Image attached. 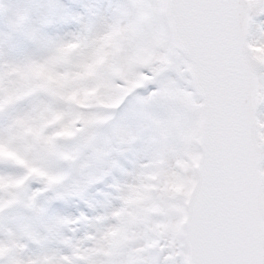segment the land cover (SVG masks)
<instances>
[{"label":"snow or ice","instance_id":"snow-or-ice-1","mask_svg":"<svg viewBox=\"0 0 264 264\" xmlns=\"http://www.w3.org/2000/svg\"><path fill=\"white\" fill-rule=\"evenodd\" d=\"M0 264H264V0L0 4Z\"/></svg>","mask_w":264,"mask_h":264},{"label":"rangeland","instance_id":"rangeland-1","mask_svg":"<svg viewBox=\"0 0 264 264\" xmlns=\"http://www.w3.org/2000/svg\"><path fill=\"white\" fill-rule=\"evenodd\" d=\"M7 0H0V4H5ZM60 2L68 5H72V7L78 11L83 12L85 5H97L101 11V13L107 14L110 13L112 10L115 9L117 5L123 2V0H60ZM76 28L75 25H63L56 29L55 31L63 33L68 31H74ZM103 61V57H100L97 61V63H101ZM91 70H94V66ZM155 87H157L156 84H150L146 88H142L139 90L140 95H148ZM94 89L88 90L87 95L91 96L94 94ZM136 103V100L134 97L129 98V105H134ZM148 185L138 186L133 189L131 194V200L133 203H136L142 199L146 198ZM168 188L172 192H179L182 191V186L175 185L172 183H169ZM56 209L65 213H77L79 210L83 209V205L78 203L77 201H71L69 203H58L56 205ZM135 210L131 209L129 211L130 215H134Z\"/></svg>","mask_w":264,"mask_h":264}]
</instances>
